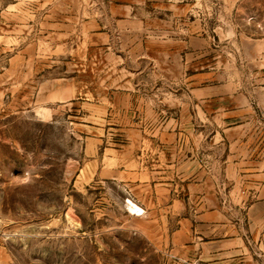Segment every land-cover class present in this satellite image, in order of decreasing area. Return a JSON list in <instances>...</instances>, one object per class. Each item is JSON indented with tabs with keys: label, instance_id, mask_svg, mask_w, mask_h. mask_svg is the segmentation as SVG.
Segmentation results:
<instances>
[{
	"label": "rangeland",
	"instance_id": "obj_1",
	"mask_svg": "<svg viewBox=\"0 0 264 264\" xmlns=\"http://www.w3.org/2000/svg\"><path fill=\"white\" fill-rule=\"evenodd\" d=\"M58 8L0 0V264H202L180 215L216 199L245 230L264 198V0H145L67 101ZM146 195L169 226L129 210Z\"/></svg>",
	"mask_w": 264,
	"mask_h": 264
},
{
	"label": "crops",
	"instance_id": "obj_2",
	"mask_svg": "<svg viewBox=\"0 0 264 264\" xmlns=\"http://www.w3.org/2000/svg\"><path fill=\"white\" fill-rule=\"evenodd\" d=\"M144 1L54 0L59 4V8L56 11L55 24H50L48 27L55 29L52 34L60 37L80 36L78 43L68 42L66 39L60 45L61 51H66L68 55L66 58L69 61L68 65L72 67V73L68 79L61 81L71 84V95L58 101L79 98L80 93L91 94L88 85H85L82 77H79V68L84 66L89 68L95 64L92 60V52L104 53L106 57L111 56L112 36L119 25L134 20ZM90 3H98L99 6L91 8ZM58 57L59 55L56 58ZM115 94L118 95V92ZM245 112L244 110L243 113ZM149 173L141 168L135 172V175L145 178V174L149 175ZM143 178L140 188L147 190L148 184L145 183L146 178L144 180ZM135 201L138 205L128 199V208L131 212L138 213L136 217L141 222L157 226L159 211L166 212L167 226L169 220L175 219L174 203L163 204L159 202L158 197L153 198L148 195L141 196ZM209 201L212 205L205 208L204 204ZM205 203L199 209L194 208L193 212L180 215L179 230L173 229L170 235L167 233L168 243L170 240L175 248V241L181 237L183 244H186L183 252L197 257L202 264H264V198L247 205L245 230L244 227L241 228L239 222L228 220L224 212L225 205H221L216 199H207Z\"/></svg>",
	"mask_w": 264,
	"mask_h": 264
}]
</instances>
